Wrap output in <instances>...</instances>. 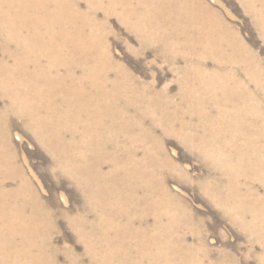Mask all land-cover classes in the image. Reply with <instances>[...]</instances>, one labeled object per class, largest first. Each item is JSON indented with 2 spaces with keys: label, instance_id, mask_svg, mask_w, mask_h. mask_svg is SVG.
<instances>
[{
  "label": "bare ground",
  "instance_id": "bare-ground-1",
  "mask_svg": "<svg viewBox=\"0 0 264 264\" xmlns=\"http://www.w3.org/2000/svg\"><path fill=\"white\" fill-rule=\"evenodd\" d=\"M240 1L264 40V0ZM104 3L107 18L120 10L140 49L156 48L172 66L184 58L176 104L111 59L106 23L96 18ZM210 7L203 0H0V38L10 50L0 59V91L83 192L88 208L72 226L88 264L208 258L201 239L187 243L186 232L196 231L191 216L165 186L162 171L172 166L154 134L159 127L211 169L198 181L201 191L264 245V191L255 187L264 190V67ZM109 145L114 152L106 154ZM16 160L0 112L2 264H58L52 212Z\"/></svg>",
  "mask_w": 264,
  "mask_h": 264
},
{
  "label": "rangeland",
  "instance_id": "rangeland-1",
  "mask_svg": "<svg viewBox=\"0 0 264 264\" xmlns=\"http://www.w3.org/2000/svg\"><path fill=\"white\" fill-rule=\"evenodd\" d=\"M203 1L239 32L242 40L255 52L264 67V40L242 2L240 0ZM106 5L107 3L103 4L96 18L99 22L106 23L108 52L111 59L122 65L139 81L153 83L157 91L165 90L172 103L176 104L181 88L177 71L185 65L184 58H178L176 64L172 66V63L167 62L164 55L156 48L140 49L138 37L118 18L117 13L120 10L118 9L116 13L112 12L107 18L104 11ZM80 10L88 11L84 1L80 3ZM7 47V42L0 38V59L6 57L3 55L6 51H10ZM206 66L212 69L214 64L208 60ZM250 88L255 91L254 86ZM0 112L5 115L11 149L17 157V163L31 179L46 204V209L52 212L51 226L55 229L50 236L51 248L56 252L58 264H69L72 257L77 258L75 264H88L84 243L72 226V220L84 215L88 208L83 192L75 180L59 168L51 152L42 146L35 134L28 129L23 118L11 107L10 97L1 91ZM144 125L146 127L151 125L150 118L144 121ZM174 128H177V125H174ZM154 134L163 145V154L172 166V168L165 167L166 169L162 171L165 186L168 192L186 206L185 209L188 210L196 230L194 234L192 231L186 232V241L194 244L201 239L204 243L208 260L206 259L203 264H208L210 261L215 264H264L263 242L240 228L213 203L209 195L199 188L198 181L205 178L211 169L187 149L175 135L163 132L160 127L156 128ZM142 148L141 145L136 148L138 157L143 154ZM104 152L113 153V146L105 147ZM111 168L112 165L106 162L103 171L106 172ZM255 187L260 194H263L261 185L255 184ZM89 218L94 219L91 215ZM0 264H2L1 256Z\"/></svg>",
  "mask_w": 264,
  "mask_h": 264
}]
</instances>
